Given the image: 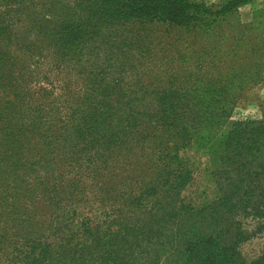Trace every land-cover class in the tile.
Here are the masks:
<instances>
[{
    "label": "rangeland",
    "instance_id": "obj_1",
    "mask_svg": "<svg viewBox=\"0 0 264 264\" xmlns=\"http://www.w3.org/2000/svg\"><path fill=\"white\" fill-rule=\"evenodd\" d=\"M64 5L40 4L65 40L28 55L12 125L29 134L0 160V264H178L192 232L240 233L242 257H259L264 0Z\"/></svg>",
    "mask_w": 264,
    "mask_h": 264
},
{
    "label": "trees",
    "instance_id": "obj_2",
    "mask_svg": "<svg viewBox=\"0 0 264 264\" xmlns=\"http://www.w3.org/2000/svg\"><path fill=\"white\" fill-rule=\"evenodd\" d=\"M47 1L54 3L58 1L61 6H65V0H0V129L7 130L4 134L5 137H12L7 141L9 146L5 147V156L0 154V160L4 157H10L11 153L9 151L21 142L23 135L27 136L29 134V130L25 125L20 124L17 127L12 125V117L21 111V106L26 104L32 90L29 79H27V75H29V67H26L28 55L35 53L36 47L42 45L50 37L61 36L60 41L65 40V37L61 35L62 32L57 31L59 29L58 25L46 23L45 18H41L42 8L40 9V4ZM51 10L53 9L51 8ZM25 19L32 22L33 30L37 32L35 34L29 31L34 35V40L24 38L19 41L15 37L14 25ZM15 131L19 133L20 138L18 140L14 138ZM0 138L3 141V138ZM32 139L30 138V145ZM24 144L28 145L25 142ZM15 154H19V150ZM24 160L25 156H22L9 166L20 167ZM4 201L0 196V223L5 215ZM179 237L181 235L176 239ZM247 238V236L243 237L238 233L232 242L225 243L218 233L213 235L197 233L194 235L192 232L183 251V260L178 264H264V252L253 261L247 262L237 250L239 241ZM17 249L13 248L11 252V262L16 263L21 258L19 253H22L21 250L23 249L18 251ZM108 255L110 256V254ZM109 256H101L104 264H109Z\"/></svg>",
    "mask_w": 264,
    "mask_h": 264
}]
</instances>
